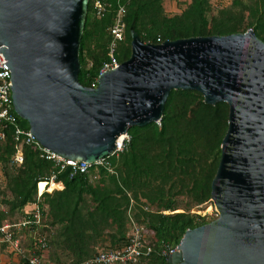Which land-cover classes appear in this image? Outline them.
Here are the masks:
<instances>
[{"label":"water","instance_id":"obj_1","mask_svg":"<svg viewBox=\"0 0 264 264\" xmlns=\"http://www.w3.org/2000/svg\"><path fill=\"white\" fill-rule=\"evenodd\" d=\"M89 0H0V53L15 112L46 149L94 164L132 127L159 123L174 90L227 103L229 127L212 183L219 217L188 230L166 264H264V42L229 36L144 43L84 87L80 47Z\"/></svg>","mask_w":264,"mask_h":264},{"label":"trees","instance_id":"obj_2","mask_svg":"<svg viewBox=\"0 0 264 264\" xmlns=\"http://www.w3.org/2000/svg\"><path fill=\"white\" fill-rule=\"evenodd\" d=\"M229 1L228 5L226 2ZM89 0L80 47V83L95 88L105 63L111 27L125 8V44L118 46L120 64L132 53L131 32L144 43L162 44L191 37L229 36L252 29L264 42V0ZM105 7L99 16L96 4ZM174 7V9H172ZM227 103L209 105L198 91L171 92L160 123L132 127L123 152L93 165L89 172L61 168L42 157L34 144L19 143L12 125L0 124V228L6 223L21 239L22 252L14 264H29L34 251L44 264H78L103 251L121 250L133 227L145 229L149 256L137 264H166L188 230L219 217L200 215L212 202L222 143L229 127ZM20 127L29 123L19 117ZM22 145L24 162L14 163ZM56 175L50 191L44 181ZM60 182V183H59ZM39 205L45 227L23 225L33 219L27 207ZM46 241V249L39 238ZM0 231V246L10 250ZM102 248V250H100ZM165 252L167 254H165Z\"/></svg>","mask_w":264,"mask_h":264},{"label":"built area","instance_id":"obj_3","mask_svg":"<svg viewBox=\"0 0 264 264\" xmlns=\"http://www.w3.org/2000/svg\"><path fill=\"white\" fill-rule=\"evenodd\" d=\"M96 7L98 9L99 16L102 15L105 7L97 3ZM125 17V8L121 7L118 11V14L115 18L114 25L111 27L110 32L112 35V42L108 46L110 61L105 63L101 74L115 70L120 67V63L116 59V50L118 46L121 44H125L126 38V24L124 21ZM1 49V47H0ZM7 60L3 53H0V124L5 125L9 124L15 128L16 139L19 143L23 144L26 142L27 144H34L38 146L43 155L42 157L48 161H54L58 165L64 169L66 166L72 167L75 172H80L82 174H86L89 172L90 168L93 165H104L106 164L105 159L94 163H85L83 161H74L70 159H64L57 155L56 153L44 148L36 137L32 134L31 129L28 131L23 130L20 127L18 114L15 112L14 104H13V91L11 89V79L12 74L10 69L5 65ZM160 123V122H159ZM130 141L129 135L123 136V139L118 140V148L114 152V154H118L123 152L126 148L127 143ZM113 154V155H114ZM14 163L20 165L24 162V152L22 145L18 146L17 153L14 156ZM56 175H52L50 179H46L44 183L46 184V188L44 191H40L39 184V196H41L44 192H50V186L55 183ZM33 219L31 221H26L23 225L34 224L39 227H45L44 224V215L41 207L35 204L32 207ZM13 226L9 223H6L4 226L0 228V231L4 234V241L9 243L11 252L16 256L22 252L21 248V239L17 238L13 235L11 228ZM145 229L144 227L134 226L130 235H129V243L121 250L117 251H103L100 252L97 256L88 259L82 263L78 264H137L143 257L149 256L152 252V248L145 244ZM39 245L43 250L46 249V241L45 238L40 237ZM177 250L170 251L168 256L174 253ZM165 254H167L165 252ZM29 264H44L43 256L37 254L36 251L33 252L29 259Z\"/></svg>","mask_w":264,"mask_h":264},{"label":"crops","instance_id":"obj_4","mask_svg":"<svg viewBox=\"0 0 264 264\" xmlns=\"http://www.w3.org/2000/svg\"><path fill=\"white\" fill-rule=\"evenodd\" d=\"M172 9H174V7H172ZM53 184H55V183H53ZM63 188H64V184L62 182L61 188L55 189L54 191H60ZM54 191H50L49 193L52 194V193H54ZM30 209L31 208L27 207L26 210L28 211ZM15 256L11 254V249L8 250L7 248H3V247L1 248V246H0V264H14V263L18 262V258Z\"/></svg>","mask_w":264,"mask_h":264},{"label":"rangeland","instance_id":"obj_5","mask_svg":"<svg viewBox=\"0 0 264 264\" xmlns=\"http://www.w3.org/2000/svg\"><path fill=\"white\" fill-rule=\"evenodd\" d=\"M172 1H174V2H172L173 3L172 5L175 6V0H172ZM228 3H229V1L226 2V5H228ZM28 208L32 209L31 206H29ZM201 209H202V211H197L196 209L194 211H195V213H198L200 215H206V214L215 215L216 213H218L214 204H208L207 206L201 207ZM30 210H28V211H30ZM100 250H102V248Z\"/></svg>","mask_w":264,"mask_h":264},{"label":"bare ground","instance_id":"obj_6","mask_svg":"<svg viewBox=\"0 0 264 264\" xmlns=\"http://www.w3.org/2000/svg\"><path fill=\"white\" fill-rule=\"evenodd\" d=\"M117 69H118V68H117ZM115 70H116V69H115ZM121 139H123V137H122V138H120V140H121ZM52 185H53V184H52ZM52 185L50 186L49 190H51V188H52Z\"/></svg>","mask_w":264,"mask_h":264}]
</instances>
